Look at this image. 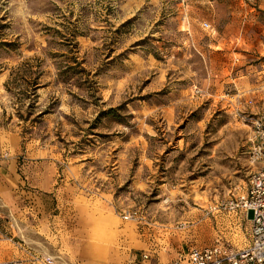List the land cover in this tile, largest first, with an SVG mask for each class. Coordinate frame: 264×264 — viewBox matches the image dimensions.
Wrapping results in <instances>:
<instances>
[{"label":"rangeland","instance_id":"374dc122","mask_svg":"<svg viewBox=\"0 0 264 264\" xmlns=\"http://www.w3.org/2000/svg\"><path fill=\"white\" fill-rule=\"evenodd\" d=\"M261 114L264 0H0V130L46 148L68 195L110 217L109 264L142 247L133 223L170 244L242 187ZM124 226L131 240L110 230Z\"/></svg>","mask_w":264,"mask_h":264},{"label":"crops","instance_id":"0c3cea01","mask_svg":"<svg viewBox=\"0 0 264 264\" xmlns=\"http://www.w3.org/2000/svg\"><path fill=\"white\" fill-rule=\"evenodd\" d=\"M21 151L25 159L20 163L16 154ZM51 156L46 148L33 143L23 146L16 133L0 130V264H8L9 260L38 264L30 261L33 254L49 256L51 264H109L115 261L110 259L115 248L100 240L103 224L110 217L101 215L99 205L87 198L68 195L65 183H61L62 179L57 180L61 162ZM244 189L245 181L230 194L242 193ZM199 211L201 218L191 220L186 229L177 228L170 244L141 240L133 223L131 229L142 247L131 251L126 245L120 246L118 252L124 248L120 255L125 264L138 258L141 252L148 253V259L142 264H170L179 251L190 246H207L214 238L236 247L248 242L249 213H220L206 217L202 210ZM126 228L110 230L131 240L132 234L130 230H124ZM179 262L184 264L183 259Z\"/></svg>","mask_w":264,"mask_h":264},{"label":"built area","instance_id":"2783aa9c","mask_svg":"<svg viewBox=\"0 0 264 264\" xmlns=\"http://www.w3.org/2000/svg\"><path fill=\"white\" fill-rule=\"evenodd\" d=\"M207 26L206 22L202 23ZM246 161L251 166L245 180V189L239 194H230L206 203L201 209L204 216L213 214H233L246 212L250 215L249 239L240 247L214 238L207 246H190L179 251L170 264H264V114L250 119L249 133L246 138ZM5 155L3 154L2 157ZM121 219L136 223L142 218L137 210H126L120 214ZM179 223L178 228H185ZM148 259L147 252L138 254L127 264H142ZM29 261V260H28ZM30 261L38 264H51L49 256L31 255ZM8 264H27L21 260H9Z\"/></svg>","mask_w":264,"mask_h":264}]
</instances>
